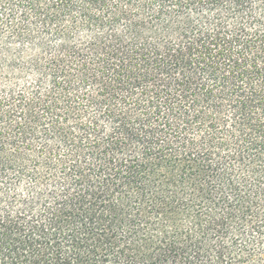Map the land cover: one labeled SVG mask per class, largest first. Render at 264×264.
Segmentation results:
<instances>
[{"label":"trees","instance_id":"obj_1","mask_svg":"<svg viewBox=\"0 0 264 264\" xmlns=\"http://www.w3.org/2000/svg\"><path fill=\"white\" fill-rule=\"evenodd\" d=\"M0 264H264V0H0Z\"/></svg>","mask_w":264,"mask_h":264}]
</instances>
